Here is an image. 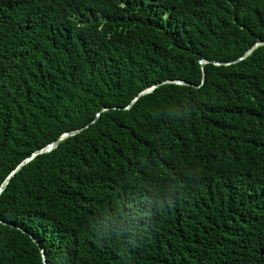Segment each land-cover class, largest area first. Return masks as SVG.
Segmentation results:
<instances>
[{
  "label": "trees",
  "instance_id": "trees-1",
  "mask_svg": "<svg viewBox=\"0 0 264 264\" xmlns=\"http://www.w3.org/2000/svg\"><path fill=\"white\" fill-rule=\"evenodd\" d=\"M78 129L5 185L0 264H264V0H0V186Z\"/></svg>",
  "mask_w": 264,
  "mask_h": 264
},
{
  "label": "water",
  "instance_id": "water-1",
  "mask_svg": "<svg viewBox=\"0 0 264 264\" xmlns=\"http://www.w3.org/2000/svg\"><path fill=\"white\" fill-rule=\"evenodd\" d=\"M251 49L248 50L244 56H242L239 60L243 59L246 55H248L250 53ZM210 61L208 60H201L200 61V64H204V63H209ZM214 64L216 65H220L221 63H218V62H213ZM233 63V62H231ZM225 65H228L230 63H224ZM166 83H175V84H178V85H188V83L184 82V81H181V80H165V81H162L160 83H157L155 84L154 86L142 91L140 94H138L133 100L132 102L130 103V105L127 107L129 108L139 97L143 96V95H146V94H149L151 93L156 87L160 86V85H163V84H166ZM83 129V128H82ZM82 129H78V130H74V131H70V132H65L64 134H62L58 139H56L55 141H53L52 143H50L48 146H46L45 148L41 149V150H38L36 152H34L30 157L26 158L22 163H20L15 169L14 171H12L9 176L5 179V181L2 183V185L0 186V194L1 192L3 191L5 185L8 183V181L10 180V178L24 165L26 164L28 161H30L34 156L36 155H39V154H45V153H49L51 152L52 150H54L59 141L67 138V137H70V136H73L77 133H79ZM32 237V236H30ZM33 238V237H32ZM42 257L44 258V255L42 254ZM44 264H45V261H44Z\"/></svg>",
  "mask_w": 264,
  "mask_h": 264
}]
</instances>
